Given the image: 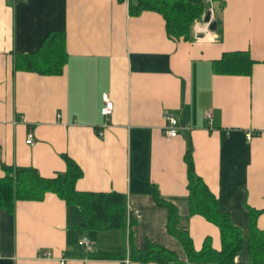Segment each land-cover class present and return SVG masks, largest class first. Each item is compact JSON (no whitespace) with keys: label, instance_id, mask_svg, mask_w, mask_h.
<instances>
[{"label":"crops","instance_id":"obj_1","mask_svg":"<svg viewBox=\"0 0 264 264\" xmlns=\"http://www.w3.org/2000/svg\"><path fill=\"white\" fill-rule=\"evenodd\" d=\"M210 4L216 28L196 21L192 39L184 40L167 36L157 12L129 13L128 0H0V177L2 165L55 176L65 170L66 154L83 171L76 190L115 191L127 201L125 234L79 228L80 209L51 192L16 201L13 212L0 208V264H140L128 250L146 241L185 260L155 193L176 206L178 227L196 250L206 238L219 250L218 228L190 215L187 150L232 224L246 237L250 213L258 212L256 226L264 229V0ZM53 32L65 35L62 72L22 67ZM230 51L247 52L249 74L213 71V60ZM103 94L114 104L107 121ZM164 113L176 119L175 136L165 134ZM112 230L121 246L105 242ZM84 235L91 253L121 252L125 259L89 258L78 245ZM43 250L51 256H40ZM235 261H247L246 246Z\"/></svg>","mask_w":264,"mask_h":264},{"label":"trees","instance_id":"obj_2","mask_svg":"<svg viewBox=\"0 0 264 264\" xmlns=\"http://www.w3.org/2000/svg\"><path fill=\"white\" fill-rule=\"evenodd\" d=\"M213 1L218 0H128V10L131 14H139L144 10L157 12L164 19L167 36L190 40L193 37L194 23L202 20L204 14L211 8L210 2ZM218 4L221 5V1ZM64 42V33H51L22 67L27 69L35 67L46 74L61 73L64 66ZM252 63L247 52L230 51L224 52L219 59L213 60L212 67L216 73L249 74ZM17 65L19 66L18 63ZM62 157L66 168L52 177H43L32 166L2 165L4 175L0 177V208L13 212L16 201H40L47 192H51L64 200L67 205H74L80 209L83 221L78 224L79 228L86 231L117 229L125 234L127 232L125 194L115 191L76 190V181L83 175V171L71 157L66 154ZM184 160L187 166L190 215H201L218 228L220 249H213L209 244V238H206L202 247L196 250L188 230L178 227L180 215L176 206L161 197L159 193H155L153 197L155 203L167 210L166 231L179 241L187 258L182 260L164 246L146 241L142 248L131 246L130 243L127 254L129 260L140 264L149 262L156 264L193 262L264 264V229L258 228L255 222L258 212L250 213L248 233L245 237L243 232L232 224L228 214L219 209L217 198L203 179L196 174L190 150L184 154ZM134 222L135 217H130V225ZM128 237L129 239L131 237L130 230H128ZM244 246L247 249V261L245 263L235 261V257ZM86 255L93 259L109 260H124L126 257V253L109 251L88 252Z\"/></svg>","mask_w":264,"mask_h":264},{"label":"built area","instance_id":"obj_3","mask_svg":"<svg viewBox=\"0 0 264 264\" xmlns=\"http://www.w3.org/2000/svg\"><path fill=\"white\" fill-rule=\"evenodd\" d=\"M17 1H19V0H17ZM113 108H114L113 101L110 99V97L107 94H103L102 95V104L100 106V114L105 119V121H107L109 119V117L111 116V114L113 112ZM209 114L210 113H208L207 116H209ZM164 118L166 121V124L164 127L165 134L169 137L175 136L177 134L176 119L170 113H164ZM105 125H106V122H104V126ZM100 134H102V133L100 132ZM250 136H251V133L250 132L247 133V137L250 138ZM25 140H26V143L29 145L34 143V136H33L31 131H29L26 134ZM132 215H134L136 218L139 217L138 211H133ZM78 245L86 253L91 251V247H92L91 242L88 239V237L85 235L79 239ZM39 254L42 257H50L51 256V252L49 250L40 251ZM59 264H66V259L61 258L59 261Z\"/></svg>","mask_w":264,"mask_h":264},{"label":"water","instance_id":"obj_4","mask_svg":"<svg viewBox=\"0 0 264 264\" xmlns=\"http://www.w3.org/2000/svg\"><path fill=\"white\" fill-rule=\"evenodd\" d=\"M202 20H203V22H204L205 24H207L209 30L212 31V30H214V29L216 28L217 23H216L215 20H212V13H211L210 10H208V11L204 14ZM196 36H197V37H202L201 34H197Z\"/></svg>","mask_w":264,"mask_h":264},{"label":"rangeland","instance_id":"obj_5","mask_svg":"<svg viewBox=\"0 0 264 264\" xmlns=\"http://www.w3.org/2000/svg\"><path fill=\"white\" fill-rule=\"evenodd\" d=\"M212 19H214L213 15H212ZM110 237V239L106 238L105 242H111L114 245H118L121 246V239H120V234L117 230H112V232H109L108 234ZM120 248V247H118Z\"/></svg>","mask_w":264,"mask_h":264}]
</instances>
